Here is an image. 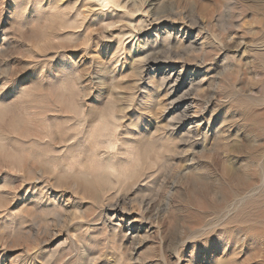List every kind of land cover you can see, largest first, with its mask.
Wrapping results in <instances>:
<instances>
[{"label": "rangeland", "instance_id": "374dc122", "mask_svg": "<svg viewBox=\"0 0 264 264\" xmlns=\"http://www.w3.org/2000/svg\"><path fill=\"white\" fill-rule=\"evenodd\" d=\"M0 264H264V0H0Z\"/></svg>", "mask_w": 264, "mask_h": 264}, {"label": "bare ground", "instance_id": "6f19581e", "mask_svg": "<svg viewBox=\"0 0 264 264\" xmlns=\"http://www.w3.org/2000/svg\"><path fill=\"white\" fill-rule=\"evenodd\" d=\"M98 7V6H97ZM165 79V78H164Z\"/></svg>", "mask_w": 264, "mask_h": 264}]
</instances>
